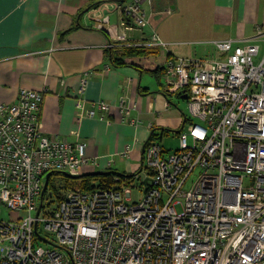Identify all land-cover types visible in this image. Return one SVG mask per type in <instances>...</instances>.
<instances>
[{"label": "built area", "instance_id": "built-area-1", "mask_svg": "<svg viewBox=\"0 0 264 264\" xmlns=\"http://www.w3.org/2000/svg\"><path fill=\"white\" fill-rule=\"evenodd\" d=\"M153 1L104 2L87 14L98 30L122 43L126 33L118 28L126 30L132 20L146 27L141 6ZM115 11L122 21L111 26ZM151 40L147 46L162 48L166 57L165 93L185 94L189 116L178 150L164 151L155 140L144 148L145 178L116 175L112 188L68 190L52 211L45 207L50 198L43 197L36 216L47 174L78 175L99 163L87 157L86 142L43 134L46 90L23 88L16 103L0 106V204L26 213L0 218V264H264V50L254 62L264 30L210 42L219 54L212 59L173 57L168 43L156 34ZM85 89L82 78L80 94ZM77 108L84 109V100ZM112 108L92 102L85 116L105 121ZM136 110V104H124L117 114L136 126ZM131 150L127 145L122 155ZM133 184L142 193L135 203ZM40 224L54 235L52 245L39 238L47 240Z\"/></svg>", "mask_w": 264, "mask_h": 264}, {"label": "crops", "instance_id": "crops-1", "mask_svg": "<svg viewBox=\"0 0 264 264\" xmlns=\"http://www.w3.org/2000/svg\"><path fill=\"white\" fill-rule=\"evenodd\" d=\"M128 1L8 0L3 8L0 106L16 103L23 88L46 90L40 112L43 134L86 142L87 157H97L99 166L85 168L78 176L107 171L142 175L150 130L183 129L187 115L173 96H166L160 80L166 57L162 48L147 46L153 34L168 43L173 57L201 59L204 49H215L212 41L243 40L254 36L257 28L264 30V0H154L141 6L147 26L126 21V30L118 28L126 40L116 43L108 31L96 28L87 11L104 2ZM109 20L118 26L121 14L112 12ZM214 49L212 57L217 58ZM142 50L148 54H140ZM82 78L86 89L80 94ZM78 100H84L83 110L77 108ZM99 100L113 106L105 121L85 116ZM132 103L137 106L132 113L139 120L136 126L117 114L120 105ZM127 145L132 150L124 156Z\"/></svg>", "mask_w": 264, "mask_h": 264}, {"label": "rangeland", "instance_id": "rangeland-1", "mask_svg": "<svg viewBox=\"0 0 264 264\" xmlns=\"http://www.w3.org/2000/svg\"><path fill=\"white\" fill-rule=\"evenodd\" d=\"M213 49H214L213 47L209 46L208 48L204 49V52H201V54H199V55H201V57H204V59L215 58V57H212V56L215 55V53L213 52ZM216 54H217V52H216ZM202 55H204V56H202ZM261 55H262V50H261L259 56L254 59L255 64L258 63L259 59L261 58ZM206 56H208V57H206ZM160 80H161V83L164 84V79L161 78ZM173 101H175V105H177V107L184 114L189 116L188 104H187L186 100H180L177 95H174L173 96ZM159 137H160V135H159ZM179 137H180L179 134H177L175 132H169L167 134H164L162 138H158V140H156V141H158V143L161 144V146L163 147L164 151L174 152V151L179 149V146H180ZM187 145L189 147H191L193 145L192 139L190 137L187 138ZM146 174H147V170H146V167L144 166L143 170H142V175H141L142 178H145ZM71 176L72 177H77L78 175L74 174V175H71ZM193 178H195V177H193ZM43 181H44V179H43ZM73 182H74L73 178L66 177L65 175H53L51 177V186L54 187L55 189H57L58 193L62 194V195H64L68 190H70V189H67L68 188L67 184H70V183H73ZM132 187H134L133 192H132V199H133V202L135 203L142 197V193H141L140 190L135 188L136 185L133 184ZM77 189H80V188H77ZM50 200L51 201L48 204H46V206H45L47 211H52L56 207V201L57 200L55 199V196H52V198ZM176 208H177L178 212H181V206H178ZM25 214L26 213L24 211H21L19 213H14V212L12 213L5 206L0 204V218L1 219L7 220V221L8 220H14V219H17L19 217H21V218L24 217ZM40 230H41L42 235H44L45 238H47V240L49 242H51V243L55 242L54 235L42 231V225L41 224H40ZM41 245L44 246V247L48 246V245H46V244H44L42 242H41Z\"/></svg>", "mask_w": 264, "mask_h": 264}, {"label": "trees", "instance_id": "trees-1", "mask_svg": "<svg viewBox=\"0 0 264 264\" xmlns=\"http://www.w3.org/2000/svg\"><path fill=\"white\" fill-rule=\"evenodd\" d=\"M137 50L138 49H136L135 52H137ZM126 51H128L130 53L133 52L132 49H129ZM142 53L148 54L147 51H144V50H142L140 52V54H142ZM155 72H153V74ZM166 96H167V94H166ZM184 119L186 121V116ZM169 132L178 133L179 131L152 128L150 130V136H149L148 140L146 141L144 148L149 144L150 141H153V140L156 141V140H158V138H162L164 134H167ZM159 135H160V137H159ZM53 175H65L66 177L73 178L74 182L67 184V187H68L67 189L71 190V189L80 188V189H83L86 191H90V190H94V189H98V188H112L114 186L113 178L116 175L121 176V178H123V180L130 179L133 177V174L132 175L118 174L117 172H114V171L96 172V173H90V174L77 176V177H72V176L65 174V173H58V174L52 173L49 177L48 188H47V191L45 192L44 199H46L47 197H49L51 199L52 196H55V199L57 200L56 203L62 199L63 195L59 194L57 189H55L54 187L51 186V177Z\"/></svg>", "mask_w": 264, "mask_h": 264}, {"label": "water", "instance_id": "water-1", "mask_svg": "<svg viewBox=\"0 0 264 264\" xmlns=\"http://www.w3.org/2000/svg\"><path fill=\"white\" fill-rule=\"evenodd\" d=\"M93 8V7H92ZM91 9V8H90ZM89 9V10H90ZM88 12V11H87ZM178 98L180 100H186L187 99V96L185 94L183 95H179ZM51 174H47L46 177H45V181H44V185H43V189H42V194H41V200H40V205L38 207V210H37V214L36 216L39 215L40 211H41V208H42V200H43V197L45 195V192L47 191V188H48V183H49V177H50ZM147 183V180H145V184ZM37 229V227H36ZM41 240H43L45 243L49 244V245H52L51 242H49L48 240L42 238V237H39Z\"/></svg>", "mask_w": 264, "mask_h": 264}, {"label": "snow or ice", "instance_id": "snow-or-ice-1", "mask_svg": "<svg viewBox=\"0 0 264 264\" xmlns=\"http://www.w3.org/2000/svg\"><path fill=\"white\" fill-rule=\"evenodd\" d=\"M7 2L8 0H0V21L3 19V8Z\"/></svg>", "mask_w": 264, "mask_h": 264}, {"label": "bare ground", "instance_id": "bare-ground-1", "mask_svg": "<svg viewBox=\"0 0 264 264\" xmlns=\"http://www.w3.org/2000/svg\"><path fill=\"white\" fill-rule=\"evenodd\" d=\"M151 48V47H150ZM156 48H158V47H156Z\"/></svg>", "mask_w": 264, "mask_h": 264}]
</instances>
